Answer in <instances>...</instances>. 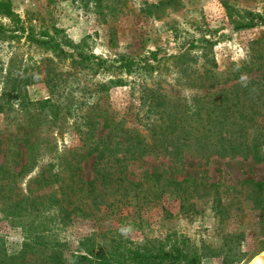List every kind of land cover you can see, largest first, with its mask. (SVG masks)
<instances>
[{"label": "rangeland", "instance_id": "374dc122", "mask_svg": "<svg viewBox=\"0 0 264 264\" xmlns=\"http://www.w3.org/2000/svg\"><path fill=\"white\" fill-rule=\"evenodd\" d=\"M8 1L25 35L55 42L64 52L0 36V74L11 70L12 81L32 79L20 88V98L11 99L13 108H0V165L7 159L6 140L13 139V156L0 173L1 258L25 252V264H48L56 253L60 264H91L75 257L181 248L196 252L200 264H246L264 249V215L251 194L252 182H264V161L217 155L206 160L190 151L177 162L152 152L123 160L121 152L115 161L100 160V174L107 173L102 182L94 173L95 153L85 155L108 131L115 142L127 136L151 143L148 133L160 118L151 96L170 107L175 99L189 103L194 94L221 88L240 93L261 79L264 68L254 66L225 80L235 65H251L253 45L264 49V23L234 29L248 14L264 15V0ZM0 24L13 30V21L2 18ZM213 64L216 80L208 78L210 88L198 89L206 77L200 74ZM89 130L93 136L84 142ZM25 163L29 172L14 176ZM154 172L160 174L156 190ZM41 174L50 180L33 182ZM65 178L68 196L60 189ZM34 197L50 208L38 205L37 213Z\"/></svg>", "mask_w": 264, "mask_h": 264}, {"label": "trees", "instance_id": "16d2710c", "mask_svg": "<svg viewBox=\"0 0 264 264\" xmlns=\"http://www.w3.org/2000/svg\"><path fill=\"white\" fill-rule=\"evenodd\" d=\"M248 15L249 20L236 23L234 29L253 28L264 23L263 13L257 12L255 15ZM2 18L13 21V30L5 28L0 24V36L2 35L4 38H7L8 35L11 39L25 37L26 41L33 43L53 44L51 46L58 48L61 53L64 52L55 42L36 39L29 33L25 35L24 24L20 17L13 12L11 2L8 0H0V19ZM253 49L256 55L251 65H235L236 69L227 75L226 81L236 80L243 73L245 75L251 72V70L253 71L254 66L257 67V70L264 68V49H261L260 45H253ZM130 65H132L131 62L122 63V66L125 67H130ZM214 67L215 65L204 69L200 74V77H206H204L205 80L200 82L198 89L208 90L210 85H206V80L208 78L212 81L216 80V75L213 72ZM11 75L12 71L8 70L4 76H0L3 79L0 108L2 106L7 109L13 108V101L11 99L20 98V88H25L32 82L31 77L28 75L20 78L18 76L13 81ZM248 84L249 86L244 90L242 89L243 91H240V93L234 90L231 93V91L229 92V90L227 91L221 88L215 90L213 93H206L204 95L194 94L189 103L175 99V104H171L170 107L167 106L165 101L159 99L162 97L151 96V103L154 107H159L160 109L159 122L148 133V136L151 138V143H140L127 136H120L119 141L115 142L111 139L110 131H108L107 139L105 138L103 141L101 137H98L93 143L95 146L90 148L85 154L86 157H89L95 153L93 165L95 176L98 177L97 179L100 176L102 182H107V173L100 174V170L98 169L99 162L106 158L107 162L111 158L115 161L117 155L119 153L121 154V152L124 155L123 160L128 159L129 156L139 157L152 152L168 155L177 162L181 159L184 151H190L206 160L211 155H217L219 157H251L258 162L264 161V74H262L261 79L250 81ZM20 106H22V102ZM97 116L103 118L102 127L108 128L109 123L107 117L103 113ZM88 132V137L85 138L84 142L90 141L93 136L90 130ZM11 137L9 136L6 140V147L2 152L3 156H7V159L0 165V173L6 167L8 157L13 156V139ZM97 141H102L100 146L97 144ZM16 154L19 155V153ZM28 172L29 165L25 163L14 176L19 177ZM151 177L153 179L152 188L156 190L159 187L160 174L154 172ZM40 180L49 181L50 177L45 178L41 174L33 182L37 181L40 183ZM65 181L66 178L63 179L60 189H63V196H68L72 193V189L69 187V184L64 185ZM252 184L253 190H251V194L254 196V208L258 209L264 215V182L258 181L256 183L252 182ZM89 185L92 188L93 181ZM67 188L70 190L66 193L64 190ZM29 192L31 193L32 191L29 190ZM31 204L37 213L40 211V208L36 207L38 205H42L43 210L50 208L42 204V202L37 203L35 197ZM14 206L16 208L21 207L20 203H16ZM24 253L22 252L18 256L13 257H0V264H25ZM149 253L132 251L127 256L123 254L111 255L109 258L97 256L95 260H92L87 255H79L75 257V261H86L91 264L94 262H97V264H112L113 262L124 264V258H128L129 261L138 263L168 260L172 262H183L184 264H200V256L196 252L185 254L181 248H175L173 252ZM11 259L13 260L8 263L7 261ZM47 261L49 262L48 264H60L56 253L50 254Z\"/></svg>", "mask_w": 264, "mask_h": 264}, {"label": "water", "instance_id": "95a60500", "mask_svg": "<svg viewBox=\"0 0 264 264\" xmlns=\"http://www.w3.org/2000/svg\"><path fill=\"white\" fill-rule=\"evenodd\" d=\"M257 257H260L261 260L264 262V249L260 253L254 255L246 264H259V262L254 261V259Z\"/></svg>", "mask_w": 264, "mask_h": 264}]
</instances>
